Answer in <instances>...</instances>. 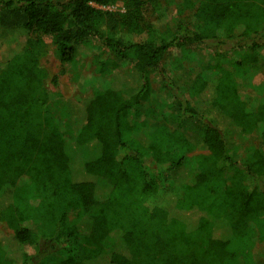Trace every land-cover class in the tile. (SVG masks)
I'll return each mask as SVG.
<instances>
[{
    "label": "trees",
    "instance_id": "obj_1",
    "mask_svg": "<svg viewBox=\"0 0 264 264\" xmlns=\"http://www.w3.org/2000/svg\"><path fill=\"white\" fill-rule=\"evenodd\" d=\"M116 1L0 0V22L28 32L0 58V224L11 230L0 228V264H237L249 253L238 240L253 242L249 226L264 214V100L250 108L227 68L204 63L160 82L181 88L185 78L210 102L207 117L182 104L172 132L171 121H145L154 129L140 131L143 123L127 116L150 102L151 71L172 46H258L264 0H179L195 7V22L164 31L151 18L154 0L101 8ZM41 34L63 62L95 43L130 69L55 110ZM254 133L259 146L240 151ZM195 149L208 152L189 172L186 152Z\"/></svg>",
    "mask_w": 264,
    "mask_h": 264
},
{
    "label": "rangeland",
    "instance_id": "obj_2",
    "mask_svg": "<svg viewBox=\"0 0 264 264\" xmlns=\"http://www.w3.org/2000/svg\"><path fill=\"white\" fill-rule=\"evenodd\" d=\"M101 8L122 12L125 10L124 0H117L112 4L101 6ZM194 11L195 7L182 8L179 0H154L150 13L158 31H164L169 27L174 29L181 22L194 24ZM27 33V30L21 25L9 27L0 22V58L3 52L16 47L20 37ZM39 37L44 43L40 63L50 71L51 75L56 77L55 82L51 79L46 82V87L51 92V106L55 110L63 109L64 99L80 100L103 90L109 85L114 72L130 69V64L119 60L113 52L95 43L80 45V54L77 59L72 63L63 62L54 39L44 34ZM258 42V46L253 44L216 46L212 41L198 46H172L160 69L151 71L153 91L150 102L131 110L127 116L129 122L134 125L139 122L143 123L140 130L142 131L145 127L154 129L152 125H146L145 121L155 125L171 121V124L168 125L169 129L172 132H178L177 122L173 118L176 116L177 108L182 104H190L204 117H207L211 109L210 102L199 100V97L191 91L185 78L181 81L182 89L176 85V87H164L160 82L162 76L168 80L182 72L194 75L200 71L204 63L218 64L227 68L238 82L240 94L248 106L256 107L264 100V36L259 35ZM216 52L218 53L216 54ZM99 55L104 65L97 60ZM101 65L106 69L104 72L100 69ZM77 127L76 121L69 122L70 129H77ZM157 130L155 129L156 132ZM126 134L129 138L134 139L137 132L127 129ZM240 143L239 150L243 151L251 147H258L260 138L254 133ZM207 152L202 149L186 152L187 171L196 169L199 158ZM238 152L236 157L241 160ZM146 161L151 168H157L158 164L152 157H147ZM252 221L253 224L249 226V229H251L250 240L253 237V242L245 238L247 246L244 247L240 242L241 239L238 240L240 250L248 248L247 252L249 253L239 254L237 264H264V214L257 215ZM2 227L3 225L0 228H4L3 230L6 232L11 231Z\"/></svg>",
    "mask_w": 264,
    "mask_h": 264
}]
</instances>
